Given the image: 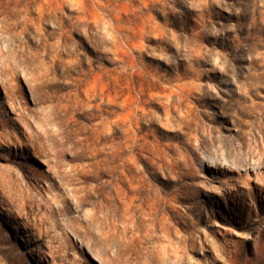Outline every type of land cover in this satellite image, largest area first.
I'll return each mask as SVG.
<instances>
[{
    "label": "rangeland",
    "instance_id": "374dc122",
    "mask_svg": "<svg viewBox=\"0 0 264 264\" xmlns=\"http://www.w3.org/2000/svg\"><path fill=\"white\" fill-rule=\"evenodd\" d=\"M0 264H264V0H0Z\"/></svg>",
    "mask_w": 264,
    "mask_h": 264
},
{
    "label": "bare ground",
    "instance_id": "6f19581e",
    "mask_svg": "<svg viewBox=\"0 0 264 264\" xmlns=\"http://www.w3.org/2000/svg\"><path fill=\"white\" fill-rule=\"evenodd\" d=\"M262 158H263V157H262ZM212 162L215 163V164H214L215 167H216V166H218V167L221 166V167H222V166H225V165H226V164H219V163H217L216 161H212ZM213 163H212V164H213ZM255 169H256V168H255Z\"/></svg>",
    "mask_w": 264,
    "mask_h": 264
}]
</instances>
